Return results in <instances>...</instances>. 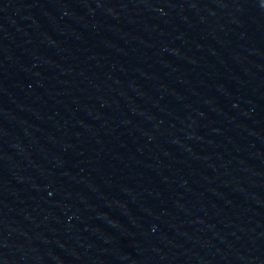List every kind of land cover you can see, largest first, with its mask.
Masks as SVG:
<instances>
[{
	"label": "water",
	"instance_id": "1",
	"mask_svg": "<svg viewBox=\"0 0 264 264\" xmlns=\"http://www.w3.org/2000/svg\"><path fill=\"white\" fill-rule=\"evenodd\" d=\"M0 264H264V0H0Z\"/></svg>",
	"mask_w": 264,
	"mask_h": 264
}]
</instances>
